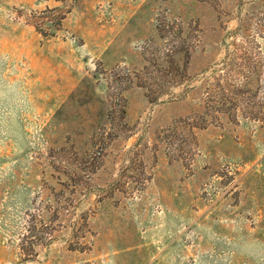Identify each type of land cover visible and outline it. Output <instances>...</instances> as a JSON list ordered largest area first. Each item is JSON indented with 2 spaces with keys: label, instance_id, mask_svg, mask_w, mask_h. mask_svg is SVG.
<instances>
[{
  "label": "rangeland",
  "instance_id": "1",
  "mask_svg": "<svg viewBox=\"0 0 264 264\" xmlns=\"http://www.w3.org/2000/svg\"><path fill=\"white\" fill-rule=\"evenodd\" d=\"M0 264H264V0H0Z\"/></svg>",
  "mask_w": 264,
  "mask_h": 264
},
{
  "label": "crops",
  "instance_id": "2",
  "mask_svg": "<svg viewBox=\"0 0 264 264\" xmlns=\"http://www.w3.org/2000/svg\"><path fill=\"white\" fill-rule=\"evenodd\" d=\"M106 1L108 3L109 0ZM104 10H108L110 14H115L112 8L105 7ZM109 19L112 20L113 18L112 17L103 18L104 23H107ZM97 31L98 33L96 36H98V38H100V40L103 41L105 45H108L110 39L112 38V27H110L108 24H101L99 29H97Z\"/></svg>",
  "mask_w": 264,
  "mask_h": 264
}]
</instances>
